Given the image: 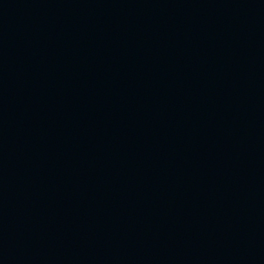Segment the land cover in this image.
<instances>
[{
  "label": "water",
  "instance_id": "1",
  "mask_svg": "<svg viewBox=\"0 0 264 264\" xmlns=\"http://www.w3.org/2000/svg\"><path fill=\"white\" fill-rule=\"evenodd\" d=\"M0 264H264V0H0Z\"/></svg>",
  "mask_w": 264,
  "mask_h": 264
},
{
  "label": "bare ground",
  "instance_id": "2",
  "mask_svg": "<svg viewBox=\"0 0 264 264\" xmlns=\"http://www.w3.org/2000/svg\"><path fill=\"white\" fill-rule=\"evenodd\" d=\"M118 197H119V198H116V200L119 201V206H120V205L124 204L125 199H124L123 196H118ZM110 199H111V198H110Z\"/></svg>",
  "mask_w": 264,
  "mask_h": 264
}]
</instances>
